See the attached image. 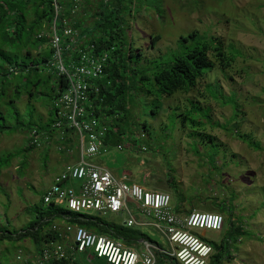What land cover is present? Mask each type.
I'll return each instance as SVG.
<instances>
[{
  "label": "rangeland",
  "instance_id": "374dc122",
  "mask_svg": "<svg viewBox=\"0 0 264 264\" xmlns=\"http://www.w3.org/2000/svg\"><path fill=\"white\" fill-rule=\"evenodd\" d=\"M161 1L165 12L163 19L154 11L147 10L129 17L130 40L145 61L175 50L181 35L193 31L215 37L222 41L226 51L233 46L241 55L225 72L216 67L188 95L177 93L163 100L142 96L141 103L137 108L132 107L131 113L133 118L146 123L151 136L144 127L139 128L135 136L136 143L122 151L111 145L108 154L89 161L109 170L118 178L129 174L132 182L142 186L151 184L150 179L146 181L150 175L168 183L174 180L171 196L176 211L183 209L190 212L193 210L192 205L195 206L201 199H208L209 202L217 200L220 206L223 204L220 202L226 200L227 204L234 207V224H242L246 235H241L238 243L233 244L231 257L221 264H264V0ZM32 57H39L38 52L33 50ZM65 65L68 67L67 61ZM43 73L49 76L56 74V71L45 67ZM57 77L56 74L54 78ZM56 79L51 86L43 83L38 89L33 87L32 96L24 94L15 103L25 119L28 118L27 108H34L30 110L32 126L42 132H46L50 124L49 110L58 100L47 97L49 93L55 95L50 89L57 86ZM210 84H219L228 99L234 98L238 109H233L232 105L220 107L211 101L206 92ZM191 101L202 108H211L210 122L203 120L201 126L194 128L189 124L188 127L182 126V118ZM170 120L177 123L172 132L168 130ZM211 121L221 127H212ZM222 125H227L228 131ZM237 133L246 135L247 141L239 138ZM27 134L17 131L0 135L1 158L9 153L23 151L0 175V224L7 225L12 231L26 227L32 219L26 209L37 204L41 194L51 189L55 178L65 167L80 157L77 134H73L71 156L57 150L60 131L52 137L49 149L41 145V148L24 152L28 146ZM207 136L213 137V143ZM125 138L130 142L129 133ZM146 142L149 148L145 146L144 150L147 151H143ZM251 143H259L260 148L254 149ZM87 146L85 143V148ZM196 147L199 153L194 152ZM217 154V162L214 163L212 159ZM66 156L70 158L65 159ZM171 172L172 175L169 174ZM129 207L136 214L132 203ZM126 218V214L119 218L108 214L103 215L101 220L118 224ZM139 228L146 240L158 244L165 251H171L168 239L155 226ZM199 232L215 236L212 231ZM138 250L145 253L143 245H139ZM33 251L34 246L30 241L17 244L2 242L0 262L18 264V256ZM165 257L168 261H160L159 264H177L169 256Z\"/></svg>",
  "mask_w": 264,
  "mask_h": 264
},
{
  "label": "trees",
  "instance_id": "16d2710c",
  "mask_svg": "<svg viewBox=\"0 0 264 264\" xmlns=\"http://www.w3.org/2000/svg\"><path fill=\"white\" fill-rule=\"evenodd\" d=\"M56 6L59 8L56 20L58 27H63L67 22L79 31L81 38L85 37L86 42L95 44L100 51H110L100 94L103 103L98 108H102L99 112L110 124L107 142L115 147L122 145L123 150L137 142L135 136L139 128L144 127L149 135L151 134L146 123L139 122V119L133 118L131 113V108H137L141 103L142 96L163 100L177 93L188 95L196 90L199 83L216 67L225 72L241 55L233 46L226 51L222 41L193 31L187 35H181L175 50H170L156 59L145 61L142 53L130 40L129 17L147 10L154 11L159 18L163 19L165 12L162 9L161 0H0V135L17 131L28 133V146L24 150L27 153L41 148V145L49 149L52 137L59 130L54 127L59 109L56 104L49 110L50 124L46 132L32 126V112H30L34 109L32 106L27 108L28 118L25 119L15 105L16 100L21 99L24 94L32 96L33 87L38 89L43 83L51 86L52 81L56 79L54 78L56 74L57 86L50 89L51 92H55V95L51 96L49 93L47 97L59 100L61 92L66 89L65 76L58 73L46 76L43 73L45 67L55 70L52 66L54 50L49 43L52 26L56 19ZM76 6H78L77 9ZM33 50L38 52L39 57H32ZM206 92L209 99L220 107L232 105L233 109H238L234 98L228 99L219 84L208 85ZM10 93L11 96H9ZM36 93H34L35 96H37ZM190 104L182 118L183 127H188V124L192 128L201 126L203 120L210 122L212 110L209 106L202 108L194 101ZM180 115L177 114V116ZM211 124L212 127H221L218 123L213 124L212 121ZM176 126V121L170 120L168 130L172 132ZM222 128L228 131L227 125H222ZM34 130L39 135L43 134L40 146L32 144L31 134ZM62 132L63 138L57 143L58 146L63 150L72 151L71 141H74V138L70 135H73V131L63 128ZM128 133L130 142L125 138ZM207 137L213 143V137ZM238 137L247 141L246 135L238 134ZM250 145L254 149L260 148L259 143ZM145 146L148 147L149 144L146 142L143 145V151H147L144 150ZM63 150L59 152L67 155ZM22 152L9 153L0 157V175L2 170L9 168L12 160L20 156ZM194 152L199 153L197 147ZM218 155L211 158L214 163L217 162ZM24 165L23 163L22 168ZM172 172L169 174L172 175ZM149 179L151 184L145 183L148 186H143L144 188L171 195V190L175 187L174 180L168 183L153 175L146 178V181L149 182ZM46 193L41 194L38 202L40 204L37 203L26 209L32 219L23 230L12 231L7 225L0 224V243L17 244L30 241L34 246V251L31 253L38 254L45 244L58 240L59 235L52 227L55 223L62 221L98 234L108 235L113 239H124L129 245L138 246L140 241L145 239L137 226L129 228L123 223H106L101 220L99 214L94 216L75 214L57 201L46 204ZM217 203V200L209 202L208 199H201L198 204L192 205L193 210L203 209V212L218 213L224 217L225 214L227 215L225 226L220 232V242L214 243L216 252L210 264H221L229 259L233 244L238 243L241 235H246L242 224H234V207L227 204L226 200L220 202L223 203L221 206ZM44 206L47 207L44 208ZM81 258L79 264H106L96 258L86 260V255ZM160 258L161 261L167 260L165 256ZM17 262L21 264L18 257ZM0 264L3 263L0 262Z\"/></svg>",
  "mask_w": 264,
  "mask_h": 264
},
{
  "label": "built area",
  "instance_id": "2783aa9c",
  "mask_svg": "<svg viewBox=\"0 0 264 264\" xmlns=\"http://www.w3.org/2000/svg\"><path fill=\"white\" fill-rule=\"evenodd\" d=\"M58 12L56 6V19L50 34L54 50L52 66L56 73L65 76L67 85L56 103L59 109L54 127L61 133L59 139L63 138V128L78 135L80 157L55 178L45 195V203L57 201L75 214L128 212L127 227L155 226L168 239L171 251L146 242L147 252L140 253L122 241L65 224V221L63 226L55 223L52 227L59 235L58 240L45 244L38 254L21 255L18 260L21 264H79L81 255H86L89 260L96 258L107 264H156L158 252L173 257L179 264H210L215 250L199 231L221 232L225 226L222 214L194 210L182 216L173 208L169 193L144 188L132 182L130 175L118 178L109 170L90 163L89 159L108 154L111 148L106 140L110 124L99 112L102 108H98L103 103L100 94L110 51H100L95 44L86 42L85 37L81 38L79 31L67 22L58 27ZM42 137L43 134L34 130L32 144L40 146ZM57 149L63 150L60 146ZM117 149L121 151L123 146ZM63 151L72 155L70 149ZM130 203L148 217V222L135 218Z\"/></svg>",
  "mask_w": 264,
  "mask_h": 264
},
{
  "label": "crops",
  "instance_id": "0c3cea01",
  "mask_svg": "<svg viewBox=\"0 0 264 264\" xmlns=\"http://www.w3.org/2000/svg\"><path fill=\"white\" fill-rule=\"evenodd\" d=\"M70 136H72V138H74L73 137V135H70ZM71 145L73 146V143H74V141L72 140L71 141ZM68 156H71V155H68ZM68 156H66L65 157V159H67V158H70V157H68ZM78 161V160H77ZM115 175V174H114ZM129 175V174H128ZM116 176V175H115ZM133 204V203H132ZM133 206L135 207V211H136V214L135 213H133L134 214V216H135V218L139 221V222H143V223H146V222H148V217L135 205V204H133ZM174 208V207H173ZM176 211V210H175ZM194 211V210H193ZM178 214H180V215H187V214H189V213H191L192 211H190V212H186V210H183V209H181V210H179V211H176ZM123 214H126L127 215V218L126 219H124L123 220V222H120V223H123L124 225H126V222H127V220L129 219V213L128 212H120V213H117V214H115V213H111L110 215L112 216V217H114V218H119V216L120 215H123ZM94 216V215H97V213H93V214H91V216ZM100 215V214H99ZM108 215V214H107ZM90 216V215H89ZM103 215H100V217H102ZM114 223V222H113ZM58 224L59 225H61V226H63V221L60 223V222H58ZM65 224H70V223H65ZM117 224V223H116ZM119 224V223H118ZM148 225V224H147ZM142 226H146V225H137V227H142ZM133 227H135V226H133ZM132 228V227H131ZM96 233V232H95ZM98 234V233H97ZM100 235H102V234H100ZM105 236H108V235H105ZM108 237H110V236H108ZM205 237H206V239L207 240H209V242L211 243V245L214 247V243H219L220 242V233H215V236L213 235L212 237H210V236H208V235H205ZM115 240H118V241H122L123 243H125L127 246H131V247H134V248H136L137 249V251H139L138 250V246L139 245H143L144 246V248H145V252H147L146 251V247H145V243L146 242H149V243H151V244H153V245H156V246H158L160 249H162V250H164L161 246H159L158 244H156V243H154V242H152V241H150V240H146V239H143V240H141L140 241V244L137 246V245H134V244H131V245H129V244H127L126 242H125V240L124 239H122V240H119V239H115ZM170 244V243H169ZM170 248H171V246H170ZM165 251V250H164ZM140 252V251H139ZM166 252H168V251H166ZM215 252H216V250H215ZM216 254V253H215ZM156 255H157V263L156 264H159V262L161 261L160 259V257L161 256H166L167 254H161V253H156ZM167 256H169V255H167ZM166 258V257H165ZM169 258H171L172 260H175L176 261V259H174L173 257H171V256H169ZM167 259V258H166ZM80 261L82 260V258H80L79 259ZM86 260H87V257H86ZM168 261V259L167 260H165V262H167ZM105 262V261H104ZM177 262V261H176ZM106 263V262H105ZM107 264V263H106ZM139 264H143L142 262H140ZM177 264H179L178 262H177Z\"/></svg>",
  "mask_w": 264,
  "mask_h": 264
}]
</instances>
